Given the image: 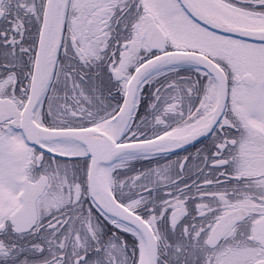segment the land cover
<instances>
[{
	"label": "snow or ice",
	"instance_id": "snow-or-ice-1",
	"mask_svg": "<svg viewBox=\"0 0 264 264\" xmlns=\"http://www.w3.org/2000/svg\"><path fill=\"white\" fill-rule=\"evenodd\" d=\"M0 264H264V0H0Z\"/></svg>",
	"mask_w": 264,
	"mask_h": 264
}]
</instances>
